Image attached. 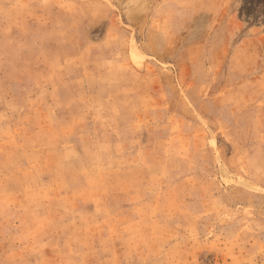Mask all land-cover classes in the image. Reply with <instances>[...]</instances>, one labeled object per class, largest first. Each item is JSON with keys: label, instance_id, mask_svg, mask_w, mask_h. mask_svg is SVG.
<instances>
[{"label": "rangeland", "instance_id": "obj_1", "mask_svg": "<svg viewBox=\"0 0 264 264\" xmlns=\"http://www.w3.org/2000/svg\"><path fill=\"white\" fill-rule=\"evenodd\" d=\"M0 264H264V0H0Z\"/></svg>", "mask_w": 264, "mask_h": 264}]
</instances>
